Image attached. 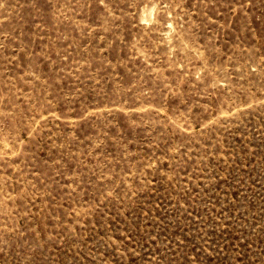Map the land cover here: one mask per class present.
<instances>
[{
  "label": "rangeland",
  "instance_id": "obj_1",
  "mask_svg": "<svg viewBox=\"0 0 264 264\" xmlns=\"http://www.w3.org/2000/svg\"><path fill=\"white\" fill-rule=\"evenodd\" d=\"M0 264H264V0H0Z\"/></svg>",
  "mask_w": 264,
  "mask_h": 264
}]
</instances>
